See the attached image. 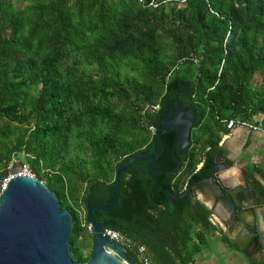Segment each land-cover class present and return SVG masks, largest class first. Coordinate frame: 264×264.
Returning <instances> with one entry per match:
<instances>
[{"label":"trees","instance_id":"trees-1","mask_svg":"<svg viewBox=\"0 0 264 264\" xmlns=\"http://www.w3.org/2000/svg\"><path fill=\"white\" fill-rule=\"evenodd\" d=\"M170 99L196 113L184 150L161 134L152 164L119 174L113 209L91 211L130 240L136 264L138 245L154 264H194L217 231L200 202L165 190L211 171L222 119L264 128V0H0V177L17 159L57 195L74 261L90 253L85 204H109L116 169L156 152ZM253 171L242 176L262 203Z\"/></svg>","mask_w":264,"mask_h":264},{"label":"water","instance_id":"water-1","mask_svg":"<svg viewBox=\"0 0 264 264\" xmlns=\"http://www.w3.org/2000/svg\"><path fill=\"white\" fill-rule=\"evenodd\" d=\"M172 101H168L156 128V152L129 157L116 169L109 204H85L84 214L91 236L90 253L86 261L72 259L68 237L73 221L69 211L59 206L57 195L35 177L14 174V171L8 174L6 170L0 177V264H136L117 242L106 237L103 228L108 227V223L95 222L91 211L113 209L117 201L119 174L131 161L149 160V164H152L160 148L161 134L174 132L175 151L184 150L196 113L189 105H173ZM172 109H175L174 113ZM221 158V154L217 153L211 171L205 177L188 184L181 194L172 196L169 190H165L167 198L174 200L183 194L184 197L188 195L192 201L200 202L207 209L208 220L215 228L218 225L212 218L214 216L219 223L218 229L227 228L237 243L238 237L243 238L242 242L246 241L247 246L252 245L258 254L264 253L252 229L255 207L248 198L242 170L235 166L234 161L219 164ZM235 171L242 176L239 182L235 180ZM239 193H242L243 198L239 197ZM248 208L252 211H248ZM238 247L246 256L255 260L253 254L242 248V244Z\"/></svg>","mask_w":264,"mask_h":264},{"label":"crops","instance_id":"crops-1","mask_svg":"<svg viewBox=\"0 0 264 264\" xmlns=\"http://www.w3.org/2000/svg\"><path fill=\"white\" fill-rule=\"evenodd\" d=\"M226 131V130H225ZM228 139H221L219 143L223 148L221 154L223 158L233 160L235 166L241 170L249 166L254 168L253 177L264 189V135L260 131H252L246 127H233ZM235 180H242V176L235 171ZM241 176V177H240ZM243 198L242 193L238 194ZM252 200V199H251ZM255 221L253 224L254 234L258 244L264 250V202L257 203L252 201ZM248 211H252L248 208ZM219 227L215 216L212 217ZM216 228L217 231L205 236V243L198 252L193 255L194 264H250L253 261L256 264H264V253H257L252 245H246L243 238L238 237V243L232 239L230 232L226 228ZM220 232H219V231ZM225 235L233 242V245L221 240L220 236ZM237 238V237H236ZM242 244V248L253 254L255 260L246 256L238 245ZM253 249V250H252ZM251 250L253 251L251 253Z\"/></svg>","mask_w":264,"mask_h":264},{"label":"built area","instance_id":"built-area-1","mask_svg":"<svg viewBox=\"0 0 264 264\" xmlns=\"http://www.w3.org/2000/svg\"><path fill=\"white\" fill-rule=\"evenodd\" d=\"M153 6H155V3H152ZM145 109L150 111V112H154L157 109V105H146ZM222 122L224 123L225 132L221 133L220 138L221 139H228L230 137V132H228L230 129H232L233 127H246L249 130L252 131H260L261 133H263L264 135V128L262 127V125L260 123H253L252 121H248L245 119H240V118H227V119H222ZM148 128L153 131L154 127L153 126H148ZM9 168H13L14 169V174H23V175H27L29 177H34V174L32 171H30V169L28 168V166L26 164H19L17 161L11 159V161L9 162L8 166ZM9 177V176H7ZM5 181H3L4 183ZM3 187V185L1 186V188ZM86 227L88 228V223L86 224ZM88 230V229H87ZM103 231L106 235V237L108 239L114 240L115 242H117L122 250L125 252L126 249H128L130 247V240L122 235L121 233H119L116 230H113L109 227H104ZM134 254L136 259L138 260L139 264H154V262L148 257V255L145 252V248L143 245H138L135 247L134 249ZM123 262V261H122ZM124 264H126L125 262H123Z\"/></svg>","mask_w":264,"mask_h":264},{"label":"flooded vegetation","instance_id":"flooded-vegetation-1","mask_svg":"<svg viewBox=\"0 0 264 264\" xmlns=\"http://www.w3.org/2000/svg\"><path fill=\"white\" fill-rule=\"evenodd\" d=\"M172 103H173V105H175V104H177L178 102H174V101H172ZM172 111V113H174L175 112V109H172L171 110ZM168 132H170V131H168ZM222 154V153H221ZM221 161H220V163L219 164H226L227 162H226V160L223 158V156L221 155ZM200 164H198V166H199ZM244 180V179H243ZM244 184L247 186V188H248V198H250V199H252V201H253V197H251V196H249V186L244 182ZM226 230V229H225Z\"/></svg>","mask_w":264,"mask_h":264},{"label":"rangeland","instance_id":"rangeland-1","mask_svg":"<svg viewBox=\"0 0 264 264\" xmlns=\"http://www.w3.org/2000/svg\"><path fill=\"white\" fill-rule=\"evenodd\" d=\"M13 160L17 161V159H13ZM7 171H8V174H9L11 171H14V170H13V168L11 169V168L7 167Z\"/></svg>","mask_w":264,"mask_h":264}]
</instances>
